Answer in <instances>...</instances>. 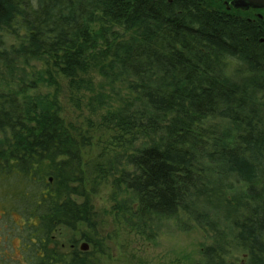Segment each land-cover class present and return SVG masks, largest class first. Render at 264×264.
I'll use <instances>...</instances> for the list:
<instances>
[{"label": "trees", "instance_id": "obj_1", "mask_svg": "<svg viewBox=\"0 0 264 264\" xmlns=\"http://www.w3.org/2000/svg\"><path fill=\"white\" fill-rule=\"evenodd\" d=\"M1 36L13 42H0V180L30 263L86 264L54 236L92 210L75 199L83 144L32 94L41 78L25 67L43 61L69 81L95 65L125 88L107 117L137 144L117 180L129 222L208 230L201 264H264L261 21L218 0H0Z\"/></svg>", "mask_w": 264, "mask_h": 264}, {"label": "rangeland", "instance_id": "obj_2", "mask_svg": "<svg viewBox=\"0 0 264 264\" xmlns=\"http://www.w3.org/2000/svg\"><path fill=\"white\" fill-rule=\"evenodd\" d=\"M241 15L249 18L247 14ZM115 30L124 34L118 28ZM1 41L13 42L5 36L0 37ZM50 68L43 61L25 67L41 78V82L36 78L30 80L39 86L32 94L43 104H56L65 126L83 144L80 176L84 197L75 199L80 203L89 199L92 207L89 222L75 230L60 228L54 240L63 248L74 246L80 253L81 246L88 244L86 264H201L202 250L211 243L208 230L189 227L186 231L168 220L134 226L128 221L129 214L119 208L128 197L123 195L124 187L120 188L121 194L118 192L117 180L123 171L131 170L126 160L137 144H130V136L115 133L107 116L119 107L126 95L125 88L109 84L95 65L75 81ZM50 72L55 84L50 80ZM2 73L0 69V77ZM82 81L86 86L75 89ZM4 146L6 142H0V150ZM6 184L0 180V264H33L23 240L25 222L20 203L7 200ZM180 222L184 224V219Z\"/></svg>", "mask_w": 264, "mask_h": 264}, {"label": "flooded vegetation", "instance_id": "obj_3", "mask_svg": "<svg viewBox=\"0 0 264 264\" xmlns=\"http://www.w3.org/2000/svg\"><path fill=\"white\" fill-rule=\"evenodd\" d=\"M218 1L223 2L228 12L247 14L249 15V18H248L249 21H253V22H257V20L261 21V45H264V9H261V10L259 9H248V10L235 9L234 5L232 4L235 0H218Z\"/></svg>", "mask_w": 264, "mask_h": 264}, {"label": "water", "instance_id": "obj_4", "mask_svg": "<svg viewBox=\"0 0 264 264\" xmlns=\"http://www.w3.org/2000/svg\"><path fill=\"white\" fill-rule=\"evenodd\" d=\"M235 9L248 10V9H264V0H235L232 3ZM81 252L89 251V245L83 244L80 248Z\"/></svg>", "mask_w": 264, "mask_h": 264}]
</instances>
